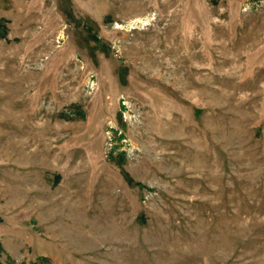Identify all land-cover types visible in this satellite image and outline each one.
Wrapping results in <instances>:
<instances>
[{
  "label": "rangeland",
  "instance_id": "1",
  "mask_svg": "<svg viewBox=\"0 0 264 264\" xmlns=\"http://www.w3.org/2000/svg\"><path fill=\"white\" fill-rule=\"evenodd\" d=\"M262 43L264 0H0V264H264Z\"/></svg>",
  "mask_w": 264,
  "mask_h": 264
},
{
  "label": "bare ground",
  "instance_id": "2",
  "mask_svg": "<svg viewBox=\"0 0 264 264\" xmlns=\"http://www.w3.org/2000/svg\"><path fill=\"white\" fill-rule=\"evenodd\" d=\"M261 34H262V33H261ZM261 36H262V35H261ZM256 42H258L257 39H256ZM243 44H244V46H243L244 50H245V51H248V49H249L248 46L245 44V42H244ZM259 44H261V43H259ZM262 45H263V43H262ZM263 46H264V45H263ZM250 47H251V46H250ZM254 57H255V55H254ZM247 58H248V57H247ZM262 58H263V57H262ZM249 60H250V59H249ZM260 61H261V60H260ZM258 63H260V62H258ZM251 66H252V65H251ZM246 71H247V70H246ZM263 71H264V70H263ZM243 73H244V72H243ZM246 74H247V73H246ZM243 75H244V74H243ZM244 77H245V76H244Z\"/></svg>",
  "mask_w": 264,
  "mask_h": 264
}]
</instances>
